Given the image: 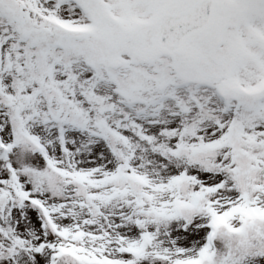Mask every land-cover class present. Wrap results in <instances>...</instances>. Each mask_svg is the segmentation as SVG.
Instances as JSON below:
<instances>
[{
    "label": "snow or ice",
    "instance_id": "obj_1",
    "mask_svg": "<svg viewBox=\"0 0 264 264\" xmlns=\"http://www.w3.org/2000/svg\"><path fill=\"white\" fill-rule=\"evenodd\" d=\"M0 264H264V0H0Z\"/></svg>",
    "mask_w": 264,
    "mask_h": 264
}]
</instances>
